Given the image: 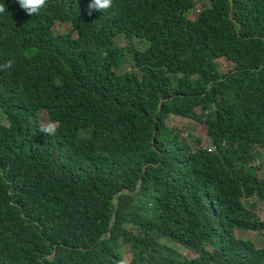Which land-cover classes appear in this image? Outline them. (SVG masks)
<instances>
[{"label": "trees", "instance_id": "16d2710c", "mask_svg": "<svg viewBox=\"0 0 264 264\" xmlns=\"http://www.w3.org/2000/svg\"><path fill=\"white\" fill-rule=\"evenodd\" d=\"M89 2L0 0V264H264V0Z\"/></svg>", "mask_w": 264, "mask_h": 264}, {"label": "clouds", "instance_id": "9594fccd", "mask_svg": "<svg viewBox=\"0 0 264 264\" xmlns=\"http://www.w3.org/2000/svg\"><path fill=\"white\" fill-rule=\"evenodd\" d=\"M20 8L25 11L27 15H39L40 12L45 9L48 5L49 0H16ZM89 16L93 12H107L113 7V0H90L89 2ZM6 12L4 4H0V14ZM13 61L9 60L3 65H0V71H7L12 69ZM34 123L40 134H43L45 137H55L60 128V122L56 120H51L46 117L38 115ZM124 257V254L122 253ZM120 264H128L126 258H123L120 261Z\"/></svg>", "mask_w": 264, "mask_h": 264}, {"label": "rangeland", "instance_id": "374dc122", "mask_svg": "<svg viewBox=\"0 0 264 264\" xmlns=\"http://www.w3.org/2000/svg\"><path fill=\"white\" fill-rule=\"evenodd\" d=\"M203 5H206V2H204L203 4H201V3H199V4H197V6H196V10L197 9H199V8H201V6H203ZM193 11V12H191L190 13V17H193V15H194V12H197V11ZM66 26L65 25H57L56 26V29L57 30H59V31H65L66 30ZM123 42H121V44H122ZM218 65H219V70H220V72H222V73H225V72H227L229 69H231V67H232V64L231 63H229L228 61H225V60H223V59H218ZM0 120H2V117L0 116ZM172 120L175 122V124H184V123H188V120H185V119H180V118H172ZM193 134H195V135H200V136H203L204 135V130H203V128L202 127H200V126H198L197 127V129L194 131L193 130ZM264 163V162H263ZM264 165V164H263ZM256 204H255V209H256V211H257V213H258V215H259V217H260V219H262L263 221H264V203H261V202H255ZM237 233L238 234H240L241 236H243L244 238H247V239H250V240H252L254 243H255V245L257 246V247H264V235H258V234H256V233H254V232H251V231H244V232H238L237 231ZM171 246L176 250V251H179V252H181L182 254H185V255H187V253L185 252V251H183V249H181L180 247H178L177 245H175V244H171ZM125 257H127L128 258V254H126V256Z\"/></svg>", "mask_w": 264, "mask_h": 264}]
</instances>
